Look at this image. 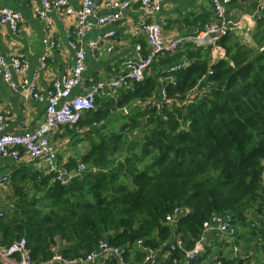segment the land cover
I'll return each instance as SVG.
<instances>
[{"label":"trees","instance_id":"1","mask_svg":"<svg viewBox=\"0 0 264 264\" xmlns=\"http://www.w3.org/2000/svg\"><path fill=\"white\" fill-rule=\"evenodd\" d=\"M215 18L213 11L196 18V32ZM256 32L259 49L226 47L230 35L225 36L219 47L226 58L215 63L210 48L189 43L159 59L157 73L164 77L159 98L158 78L148 73L132 91L118 90L115 105L111 96H99L95 109L73 129L61 126L68 136L84 130L80 140L88 141V151L65 166L75 170L82 163L86 169L68 185L44 171L14 173V197L0 216L3 246L25 239L41 263L51 260L58 242L65 256L77 258L96 251L102 241L134 248L142 240L156 248L178 232L187 251L204 222L230 213L248 241L243 255L217 259L264 264V220L252 215L264 219V20ZM196 89L200 95L188 102ZM163 91L171 103L151 107ZM123 108L131 109L128 116ZM119 117L126 121L109 127ZM176 209L191 213L173 228L169 221ZM135 250V260L142 259ZM210 253L193 264H206ZM183 254L177 249L173 256Z\"/></svg>","mask_w":264,"mask_h":264},{"label":"built area","instance_id":"2","mask_svg":"<svg viewBox=\"0 0 264 264\" xmlns=\"http://www.w3.org/2000/svg\"><path fill=\"white\" fill-rule=\"evenodd\" d=\"M166 1L81 0L80 8L74 9L67 0H43L39 6H36L34 13L38 19L45 23L49 32L53 29L51 19L53 15L62 19L74 20L76 38L71 35L67 37L69 39L68 46L74 52L75 60L70 75L53 81L48 89L45 118L37 128L20 134L7 133L4 131L6 115L0 110V156L3 158L11 157L15 161H19L24 153L31 160L40 162L46 175L54 174L58 182L68 185L76 177L82 175L86 166L80 163L77 169L71 170L58 163L59 149L53 144L51 135L58 131L61 126L73 128L83 114L95 109V103L99 96L108 95L114 98L120 89L132 91L134 84L145 79L155 61L185 49L189 43L198 48H210L211 55L225 56L226 51L219 47V42L225 36L233 34L238 27V23L226 14V8L231 6L235 0H210L212 11L216 16L214 20L207 22L198 32L169 39L164 34L162 25L154 20V15L161 10ZM137 2L144 11V17L140 24L134 28V31L136 35L145 36L148 44L147 54H141V47L138 46L137 52L141 56L127 61L122 75L115 79L96 80L88 88H85L84 71L88 59L87 52L96 58L101 54L102 45L106 41H110L111 45L107 52L111 53L116 37L113 31L84 44L90 28L95 25L106 26L119 21L122 19V11L129 9L132 4ZM101 4L114 12L111 15L98 16V9ZM255 14L256 19L264 16V0H260L258 3ZM23 23L24 19L21 14L9 8L0 9V25H8L14 35L19 32ZM48 44L51 48L61 47L60 44L57 46L51 41ZM179 68L180 66L174 65V69ZM28 70L29 61L25 57L12 56L7 58L0 53V78L14 93L21 97L22 101L41 100L42 94L39 93L38 89L39 78L30 79L27 75ZM14 75H18L21 81L16 82ZM78 88L80 92L74 95L73 91ZM200 91L196 89L189 97L188 102L199 96ZM156 100L152 99L148 104L151 107L156 106L159 110L162 104L169 105L171 103L167 100L164 91L160 101ZM130 110L123 108L122 113L128 116ZM9 178V175L0 176V189L5 187ZM190 213L188 209H176L170 218L169 225L176 228L179 220ZM2 214L3 212L0 213V216ZM252 226L256 227L255 221H253ZM240 229L239 222L230 213L215 214L210 217V220L204 222L200 238L195 241L193 248L187 251L185 250V241L178 232H175L170 240L163 242L156 248L145 246L142 240L138 241L134 248L135 251L139 250L142 253V259L135 260L131 254L134 248L116 247L107 241L100 242L98 249L87 256L68 257L62 253V247L58 242L52 247L53 257L51 260L41 263H37L33 259L28 241L25 239L18 240L5 248L0 236V261L2 264H109L110 261H114L116 264H193L213 246L211 257L204 262L206 264H223L221 259H217L218 256L238 257L243 255L244 243L241 240ZM177 249L184 252L182 258L173 256ZM215 252L217 253L213 255Z\"/></svg>","mask_w":264,"mask_h":264},{"label":"crops","instance_id":"3","mask_svg":"<svg viewBox=\"0 0 264 264\" xmlns=\"http://www.w3.org/2000/svg\"><path fill=\"white\" fill-rule=\"evenodd\" d=\"M43 0H0V9L9 8L22 15L24 23L21 25L19 32L14 35L8 25H0V53L2 56L11 58L12 56L25 57L29 61L28 77L30 79L39 78L38 89L42 94L41 100L22 101L21 97L14 93L7 84L0 78V110L6 115L5 132L7 133H23L24 131H32L42 124L45 118V107L47 91L55 80L63 79L69 76L73 66L75 55L68 46V35L75 37V22L71 19H62L57 15L51 17L53 21V29L49 32L45 23L38 19L34 13V8L39 6ZM57 1V0H53ZM69 4L78 9L81 6V0H67ZM260 0H235L231 6L226 8L227 16L238 23L237 29L226 40V47L238 43L240 46H246L251 49L258 48L256 39V30L261 18L254 17L256 7ZM114 11L105 8L102 4L98 9V16L111 15ZM205 12L212 13L210 0H167L161 10L156 13L154 20L159 22L164 34L169 38L187 36L196 32L200 25L196 18L205 16ZM144 11L137 3L131 5L129 9L122 11V19L113 24L106 26H93L90 28L84 44L94 41L98 36L107 33H115L114 46L111 53L107 52L111 45L110 41H106L101 47V54L94 58L87 52L88 59L86 70L84 71V87L88 88L92 82L99 79H115L124 72V65L127 61L137 59L141 54L145 55L148 51V44L144 35H136L134 28L138 26L144 17ZM61 45L60 48H51L49 42ZM141 47V54L137 52V47ZM260 48V47H259ZM258 48V49H259ZM225 51V50H224ZM211 54V52H210ZM212 62H218L226 57L221 55H211ZM159 62L156 61L155 69H150L158 78L159 85L157 87L156 96L159 98L161 93L164 77L159 76ZM45 64V66H43ZM152 68V67H151ZM161 69V68H160ZM16 82H20L21 78L14 75ZM74 95L80 92V89L73 91ZM112 125H109L111 127ZM64 130V129H63ZM60 128L51 135L52 142L59 149L58 163L65 166L70 158H79L81 146V138L84 133L83 129L76 131V136H68ZM81 134V135H80ZM84 141V140H83ZM88 146V145H87ZM86 146V147H87ZM87 149H89L87 147ZM36 170L44 171L41 163L31 160L23 153L19 161H15L11 157L3 158L0 156V176L9 175V182L2 187L0 192L9 189L10 195L0 193V213L10 206L7 199L12 200L14 197L13 188L11 186V176L17 171ZM45 173V172H44ZM5 202V205H2ZM256 219H263L259 214L253 213ZM240 234L246 235L241 227ZM242 235V236H243ZM241 236L242 243L248 241L247 237ZM213 252V246L211 247ZM210 253V255H211ZM215 252L213 255H215ZM261 255L260 252L256 253ZM135 258V257H134Z\"/></svg>","mask_w":264,"mask_h":264},{"label":"rangeland","instance_id":"4","mask_svg":"<svg viewBox=\"0 0 264 264\" xmlns=\"http://www.w3.org/2000/svg\"><path fill=\"white\" fill-rule=\"evenodd\" d=\"M126 121V118L124 117V118H122V117H119L118 119H116V120H114L113 121V125H112V128H117V127H119L123 122H125ZM74 128V127H73ZM73 128H71V129H73ZM106 130H107V128H106ZM128 136H130V135H128ZM131 137V136H130ZM83 143H84V145H83ZM54 144V143H53ZM55 145V144H54ZM81 145H83V146H81V151H80V154L81 153H84V151H86L87 150V145H88V141H82L81 142ZM1 191V190H0ZM0 193H2V195H3V193H5V195H10L9 194V189H6V191H2V192H0ZM7 202H10L11 203V200L10 199H7V201H6V203ZM2 205H5V202L2 204ZM244 249V248H243ZM246 252H245V250H244V254H245Z\"/></svg>","mask_w":264,"mask_h":264},{"label":"water","instance_id":"5","mask_svg":"<svg viewBox=\"0 0 264 264\" xmlns=\"http://www.w3.org/2000/svg\"><path fill=\"white\" fill-rule=\"evenodd\" d=\"M117 97H118V96H115L114 98H111V102H112L113 105H115V102H116ZM115 111H116V108H115V106H114V108H113V112H115Z\"/></svg>","mask_w":264,"mask_h":264}]
</instances>
